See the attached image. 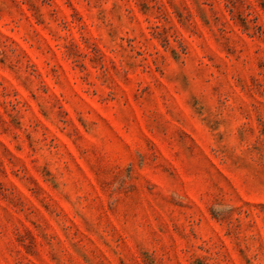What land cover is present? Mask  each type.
<instances>
[{"label":"rangeland","instance_id":"1","mask_svg":"<svg viewBox=\"0 0 264 264\" xmlns=\"http://www.w3.org/2000/svg\"><path fill=\"white\" fill-rule=\"evenodd\" d=\"M0 264H264V0H0Z\"/></svg>","mask_w":264,"mask_h":264}]
</instances>
